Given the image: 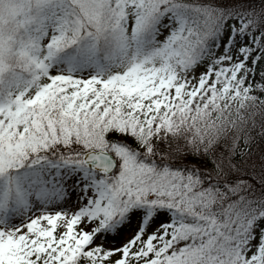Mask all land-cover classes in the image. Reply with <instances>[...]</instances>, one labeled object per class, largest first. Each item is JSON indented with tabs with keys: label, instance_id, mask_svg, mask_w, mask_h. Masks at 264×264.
Masks as SVG:
<instances>
[{
	"label": "snow or ice",
	"instance_id": "snow-or-ice-1",
	"mask_svg": "<svg viewBox=\"0 0 264 264\" xmlns=\"http://www.w3.org/2000/svg\"><path fill=\"white\" fill-rule=\"evenodd\" d=\"M0 264H264V0H0Z\"/></svg>",
	"mask_w": 264,
	"mask_h": 264
}]
</instances>
